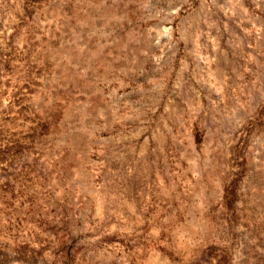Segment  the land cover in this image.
Returning a JSON list of instances; mask_svg holds the SVG:
<instances>
[{
    "label": "rangeland",
    "instance_id": "1",
    "mask_svg": "<svg viewBox=\"0 0 264 264\" xmlns=\"http://www.w3.org/2000/svg\"><path fill=\"white\" fill-rule=\"evenodd\" d=\"M0 264H264V0H0Z\"/></svg>",
    "mask_w": 264,
    "mask_h": 264
}]
</instances>
